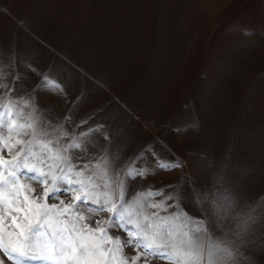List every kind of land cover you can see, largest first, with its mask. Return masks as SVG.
<instances>
[{"label":"rangeland","instance_id":"374dc122","mask_svg":"<svg viewBox=\"0 0 264 264\" xmlns=\"http://www.w3.org/2000/svg\"><path fill=\"white\" fill-rule=\"evenodd\" d=\"M0 52L4 63L15 61L9 85L21 74L14 95L30 93L39 80L27 63L40 73L51 69L69 100L80 97L66 130L82 119L84 127L104 125L98 147L119 154L117 168L148 145L183 164L137 178L129 200L166 185L181 186L189 198L193 190L227 195L235 203L221 209L227 219L218 237L256 210L260 223L244 252L250 264H264V0H0ZM37 99L52 127L71 107L58 95ZM60 199L70 202L71 193L48 203ZM169 211L205 218L202 206L184 199ZM109 215L97 213L90 223ZM124 255L135 252L128 247Z\"/></svg>","mask_w":264,"mask_h":264},{"label":"snow or ice","instance_id":"6c2138e0","mask_svg":"<svg viewBox=\"0 0 264 264\" xmlns=\"http://www.w3.org/2000/svg\"><path fill=\"white\" fill-rule=\"evenodd\" d=\"M14 66L12 57L4 63L0 52V264H5V257L10 264H250L244 249L249 233L260 223L256 210L218 237L215 231L227 219L221 209L235 203L227 195L212 199L193 190L189 198L181 195V186L166 185L134 193L129 200V187L137 178L183 164L161 157L148 145L117 168L119 154L98 147L104 125L84 127L88 119H82L74 132L66 130L80 97L69 100L51 69L40 73L27 63L25 68L39 80L30 93L14 95L21 80L17 71L9 85ZM41 93L61 96L71 104L55 127L38 103ZM13 139L15 143H9ZM103 139L111 144L109 132H103ZM18 145L22 146L17 149ZM5 151L10 158H5ZM166 189L173 190L165 195ZM21 190L28 193L23 200ZM61 193H71L70 202L48 203ZM157 197L162 199L150 202ZM182 199L202 206L205 218L170 212ZM97 213L110 215L93 225L90 221ZM109 229L123 233V238L114 239ZM128 247L135 252L131 259L124 255Z\"/></svg>","mask_w":264,"mask_h":264}]
</instances>
